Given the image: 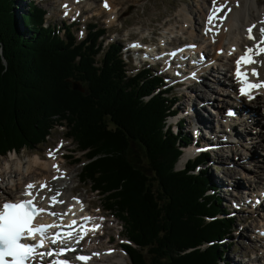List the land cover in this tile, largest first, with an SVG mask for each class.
Instances as JSON below:
<instances>
[{"label": "trees", "instance_id": "1", "mask_svg": "<svg viewBox=\"0 0 264 264\" xmlns=\"http://www.w3.org/2000/svg\"><path fill=\"white\" fill-rule=\"evenodd\" d=\"M18 1L0 0V155L66 127L72 157L84 162L79 180L119 215L131 241L127 264H229L232 242L219 240L235 220L200 165L209 154L177 166L190 135L184 121L169 123L178 97L161 88L164 76L150 67L127 74L122 46L104 45L101 26L89 24L78 41L71 25L47 23L39 2L17 14Z\"/></svg>", "mask_w": 264, "mask_h": 264}, {"label": "rangeland", "instance_id": "2", "mask_svg": "<svg viewBox=\"0 0 264 264\" xmlns=\"http://www.w3.org/2000/svg\"><path fill=\"white\" fill-rule=\"evenodd\" d=\"M36 2H39L43 6L46 7L48 10V13L46 15L47 23L51 24H57L62 26L66 25H72V28L75 30L76 37L78 40H81L82 38L88 36L90 33H92L93 29H89L88 24H97V26H101V28H105V34L103 40L104 44L106 45L107 42H110L112 40L116 42H120L119 45H123L124 47H128L129 45L134 44L135 42L139 43L141 41V38L145 35V39H142L143 43L148 44L149 42L155 43V45H159L161 43L162 38H164L166 41L162 42V46L160 47L159 53L164 52L163 50L170 48L172 51L173 48H176V50H179V47L181 45V42L189 41L190 35L192 36V33L194 31L195 34L197 32L195 31V27H198L195 23L192 24V26H187L185 31L179 30L175 31L174 33H167L168 36L163 37L161 32L166 28V26L169 25H177L179 23V19L183 18L181 15V6L185 3H188L189 5L187 8H190L191 12L193 14H186V12H183L182 8V14L184 15V18L187 16L189 17H196L197 12L202 11V6L205 5V0H123L121 3H115V5L118 7V12L116 9H110L108 11H102L100 9L101 2L104 0H34ZM112 1V5L117 0H110ZM264 1V0H263ZM104 3V2H103ZM194 5H191V4ZM108 4V2H107ZM110 7V4H108ZM103 6V4H102ZM105 9V6H103ZM27 10V0H19L17 2V14H21V12ZM108 12V13H107ZM157 12H161V16H157ZM109 14V19L107 21V15ZM116 16L115 22H110V18ZM169 18V20H166ZM141 21V22H139ZM186 21V18H185ZM137 22H139L140 26H136ZM111 23V24H110ZM189 23L190 22H186ZM22 24V23H21ZM151 24V26H149ZM191 25V24H190ZM149 32H143L144 30L148 29ZM167 29V28H166ZM142 31V32H141ZM189 33L190 35H188ZM61 34H64V30ZM174 41L171 39L173 37ZM170 37V39L168 38ZM133 40L134 43L131 42ZM168 41V42H167ZM165 43V44H164ZM142 46V43L140 44ZM151 46L152 44H148ZM153 47V46H152ZM137 48L138 45H137ZM126 49V48H125ZM129 50H131L128 47ZM163 49V50H162ZM168 49V51H170ZM171 51L168 52V57L171 55ZM206 51L208 49L206 48ZM124 52V51H122ZM210 52V51H209ZM127 54V55H126ZM124 53V59L127 63V74H133L134 72L138 71L140 68H144L147 66H150L152 68V73L155 75L162 74L166 77L165 83L161 85V88L167 89L168 87H171L173 90L172 94L175 93L177 95V106L180 108V113L173 118L176 120L177 118H184V121L186 124H184V127H182V130L184 132H189L190 134L196 135L195 131H193V126H191V122L194 121V118L192 117V112L190 111V108L188 106L193 105L194 107L199 105V100L202 98L203 100L208 101V99L211 97L210 101H214L216 96L219 94L214 88L217 87L218 84L213 80V77L209 75L208 72L203 73L201 71V65H199L198 68L195 70L199 71V78L197 77V81L206 83L208 87L212 88L211 94H206L207 91L202 83L201 86H199L201 89L200 91H195V87H190V82L182 81L180 78L176 79V76H181L178 74L177 68L171 69L168 68L164 60H162L161 56H156L155 61L152 65H144L145 61L147 60V56H145L144 53H141V51L131 50L130 51V61L127 56H129L128 53ZM194 57H196V60L198 63L203 60V58H200L196 53H194ZM165 63V64H164ZM174 65H178V63H174ZM219 65V63L216 64V66ZM142 66V67H141ZM177 72V73H176ZM213 74L217 72H212ZM201 75V77H200ZM174 77V78H173ZM225 78L221 76V80L223 82ZM78 84V83H76ZM195 84V83H194ZM197 85V82L196 84ZM189 86V87H188ZM204 89V90H203ZM170 90V89H167ZM229 90V88L227 89ZM202 93V94H201ZM200 94V95H199ZM208 95V97H203L204 95ZM210 96V97H209ZM205 103L208 106V109L204 110L202 115L210 116L212 119V122H216L218 118V114L215 112L217 111V106L212 104L210 106L207 102ZM215 101H220L219 99H215ZM216 107V108H215ZM262 108V106H261ZM250 111V108H248ZM263 110V108H262ZM224 113V109L222 110ZM228 112V111H226ZM225 112V114H226ZM253 112H250L249 116H252ZM195 116V115H193ZM243 118H246V121L250 124L248 127L242 126L241 132H246L249 135H246V137L241 138L239 143L231 144L228 147V151L226 152V155L228 156V160L222 159V154L219 156V159L221 161H228L233 163L235 168L225 166L223 163L219 161V159L215 156L218 154L213 150L211 151L209 155V162L205 165L208 167L207 173L211 176V178L216 182L218 189V192L221 195V200H223V205H230L231 209H233L234 201L237 203L240 201H243L242 195L240 194V188L238 187L233 188L227 187L223 191L221 189V186L224 181L227 182L226 178H228V181L231 180H239L238 182H242V186L245 185L247 188V180L254 177L256 174V170H253L250 167H254L255 162L252 164L250 163L253 161V159H256L257 156H260V159H258V162L256 166L259 165V162L264 163L263 157H264V143L259 145L256 143V139H253V135L255 131L260 127L258 125L250 123L247 118L248 116H244ZM181 119V118H180ZM236 120V123L241 122V118H234ZM264 120V119H263ZM213 127V126H211ZM247 128V129H246ZM68 131L66 127H59L57 126L55 129H53L51 135L49 136L48 141L45 144L39 145L36 148L29 149L24 148L20 153L11 152L10 154L6 156H0V165L5 163H13V158L16 157L14 154L21 155L22 158L26 159L28 158H34L37 157L36 154L41 156L42 158H47L46 153L52 152L54 157L58 156H64L61 162L68 168V170L71 171L69 176H66L64 178L65 180L62 181V185H66L67 182L70 180V185L77 186L79 189L74 192H71L72 194L82 195V200H84L82 207H85L88 210H94L96 212V216L98 220H102V223H104V232L98 234L96 233L95 236L91 235L87 238L88 243L90 244L88 246L86 241V246L90 247L91 249L95 247H101L102 250L104 249H110L113 248L116 253L114 254V257H109L107 261H120L121 264H127L130 261V256L128 253H126L122 248V242L126 241L125 238V232L123 231V227L121 225V219L115 215L114 212H110L106 209H103V201H101L100 196L97 195V193L92 190L91 183H82V181L79 180L80 178V170H81V164H84V162H78L75 157H72L74 155L73 151L77 150V145L73 142L72 139L67 137ZM205 133H201V136L199 137L201 145L205 146L204 139L202 136L205 137ZM210 139L215 141H209L212 144H215L219 146L220 144L218 142H226L227 138L226 135L216 136V134L209 135ZM196 140V138H193ZM254 144V148H252V142ZM215 142V143H214ZM251 143V144H250ZM210 144V143H209ZM233 148V151L230 150V148ZM192 148L197 149L196 145H192ZM58 149L59 152L54 151ZM189 149V148H188ZM189 150L186 149L185 154L183 156H187V152ZM242 151V152H241ZM245 151V153H244ZM254 152V157L249 162V157H251L250 153ZM262 153V154H261ZM76 156L80 155L81 152L76 151ZM13 155V156H12ZM225 155V156H226ZM262 155V156H261ZM33 156V157H32ZM27 158V159H28ZM185 158V157H184ZM26 159V160H27ZM261 160V161H260ZM257 161V160H256ZM5 162V163H4ZM10 165V164H8ZM261 165V164H260ZM181 166L178 167H182ZM204 166V165H203ZM4 167V166H0ZM249 168V169H248ZM226 170V171H225ZM11 174V173H10ZM263 174V172H262ZM3 181V177H0ZM1 183V182H0ZM237 183V182H235ZM244 184V185H243ZM223 187V186H222ZM244 188V187H241ZM245 188V189H246ZM249 190H252L249 188ZM67 193H69V189H67ZM84 196V197H83ZM244 199L249 200L250 204H252V201L254 198L252 195H247L244 197ZM86 200V201H85ZM256 201V200H254ZM264 204V199L263 202ZM237 205V204H235ZM259 206V204H258ZM79 211V210H78ZM77 211V212H78ZM82 211V210H81ZM257 212V213H256ZM264 213V209L261 208L259 211H251V208H247L244 206V208L239 209L238 211L234 212L235 216V224H233V230L228 238H226V242H233L231 246H228L226 253L228 254V258L230 260L231 264H254L255 262H258V264H261V259L258 257L261 256V253L263 252V244L260 242V240L255 237L256 234H261L263 236L264 229L260 230V227L263 225L262 218ZM62 214V213H58ZM233 214V213H232ZM102 218V219H101ZM245 221H244V220ZM97 220V221H98ZM256 227V228H255ZM264 238V237H262ZM99 243V245L97 244ZM94 244V245H93ZM86 246H81V248H85ZM87 247V248H88ZM123 260H122V259ZM256 259V260H254ZM242 261V262H240ZM264 262V259L262 260ZM105 264H109L108 262H105ZM111 264V263H110Z\"/></svg>", "mask_w": 264, "mask_h": 264}, {"label": "bare ground", "instance_id": "3", "mask_svg": "<svg viewBox=\"0 0 264 264\" xmlns=\"http://www.w3.org/2000/svg\"><path fill=\"white\" fill-rule=\"evenodd\" d=\"M140 1V0H137ZM104 2V3H103ZM101 2L102 11H108L110 9H116L118 12V7L115 5V3H121L123 0H117L113 3L110 0H104ZM110 4V7H104L105 3ZM221 2H224V0H221ZM103 4V6H102ZM228 7L231 8V12H228L226 19L221 23L219 20L215 21L216 27L219 29L218 32L213 31L211 33L206 34V27L208 26L206 24L207 17L209 15V11L212 8V0H205V5L202 6V11L197 12L196 17H189L188 14H193L191 12L190 8H187L189 5L188 3H185L183 7L181 6V15L182 19H179V23L177 25H169L166 26V28L161 32L162 36H168L170 33H174L176 30L179 31H185L187 26H192V24H196L198 27H195V31L197 34L192 33V36L190 35L189 41L181 42V45L177 48H181L182 51L178 54H176V49L173 48L172 51L168 47V49L171 51V55L168 57V49L163 50L164 52L159 53L158 55L161 56L162 60L165 61L168 68L174 69L177 68L178 74L181 76H176V79H181L185 81L190 82V87H195V91H200L201 83L207 87L205 88L207 93L211 94L212 88H214L219 94L216 96L220 101H210L211 97L208 99V101L203 100L202 98L199 100V105L193 106L190 105L188 108H190V111L193 113L192 117L194 118V121H192L190 124L191 126H197L198 129L202 131H206V135H213L216 134V136L226 135V142H218L220 145L215 148V152L218 154L215 156L219 159V156L222 154V159L228 160V156L226 155V152L228 151V147L233 143H239L241 138L246 137V132H241L242 126L248 127L250 125L246 118H243L244 116H248V121L250 123L260 126L253 135H256L253 137V139H256V143L262 146L264 143V88L253 90L252 95L254 96V99H248L246 95H241L236 93L234 88H236L238 81L235 77V60L243 53L245 46H251L255 43V41H251L248 39L247 29L252 26L256 25V27L253 29V35L259 36V28L264 26V24H261V21H264V1L263 0H227ZM191 5H194L193 3ZM184 6H186L184 8ZM182 8L183 12H186V21L184 18V15L182 14ZM227 11V8L224 10ZM108 13V12H107ZM157 16H161V12H157ZM219 15H224V12H221ZM107 21L109 19V14L107 15ZM116 19V16L110 18V22L114 23ZM117 20V19H116ZM166 20H169L167 18ZM109 22V21H108ZM141 22V21H139ZM139 22H137L136 26H140ZM186 22H190L186 23ZM111 24V23H110ZM151 26V24L149 25ZM152 27V26H151ZM178 28H180L178 30ZM148 29L144 30L143 32H149ZM142 32V31H141ZM167 33H169L167 35ZM145 37V35L141 38V41L139 43L135 42L134 45H138V47L145 48L146 50L151 51L152 53H156L158 49L162 46V42L166 41L164 38H162L161 43L159 45H155V43L149 42L148 44H152L149 46L148 44H145L142 42V39ZM173 37L171 40L174 41ZM170 39V37H168ZM132 42V41H131ZM168 42V41H167ZM142 43V46L140 45ZM165 44V43H164ZM195 47H191V46ZM153 46V47H152ZM206 48L208 51H206ZM223 49V51H221ZM235 49V51H233ZM210 51V52H209ZM142 53V52H141ZM194 53H196L200 58H203L201 60V71L205 73L206 71H209V75L214 77L215 82L218 84L217 87H208L206 83H204L202 80L201 82L197 81V77L199 78V71L195 70L199 67L201 63H198L194 57ZM231 53V54H229ZM151 55V54H150ZM188 60V56H190ZM194 57V58H193ZM260 60H264V56L258 57ZM189 62V66H188ZM164 63V64H165ZM174 63H178V65H174ZM219 63V65L216 66V64ZM217 67V68H216ZM250 67H257L258 70L261 73L260 78L264 79V64H258V65H252L248 66ZM212 72H217L213 74ZM177 73V72H176ZM220 76L224 77L225 79L221 80L219 78ZM201 77V75H200ZM251 79L255 80V77H251ZM197 82V85H195ZM195 83V84H194ZM188 86V87H189ZM231 91H227V89ZM204 90V89H203ZM202 94V93H201ZM200 95V94H199ZM203 97H208V95L203 94ZM205 101L213 107L212 104L216 105L217 111L216 114L220 117V123L212 122V119L210 116L202 115L204 110L206 108L208 109L207 104ZM239 105V108L236 109V115L234 118H237V116L241 117V122L238 124L236 123V120L234 118H230V115L225 114L226 111H228V108L231 106ZM263 110H262V108ZM214 108V107H213ZM216 108V107H215ZM250 108V111L249 109ZM224 109V113L222 110ZM202 112V113H201ZM250 112H253L252 116L250 115ZM195 115V116H193ZM248 124V125H247ZM213 126V127H211ZM192 127V128H193ZM247 129V128H246ZM252 148H254L253 141ZM250 143V144H251ZM204 144H209L208 141H204ZM264 145V144H263ZM232 149V150H231ZM187 152V156H183L185 154L186 150L183 154L180 156V160L178 162V166H181L185 163L188 156L193 154L192 149ZM231 151H233V148H230ZM59 152L58 149L54 150ZM222 151V152H221ZM234 152V151H233ZM242 152V151H241ZM46 153L47 158H42L38 154L37 157L34 158H28L27 160L22 158L21 155L14 154L16 157L13 158V163L9 162L2 164L0 166V177H3V180H6L8 177L9 182L3 181L0 178V201H5L9 199H18V198H24L22 196V193L25 191V186L29 183H35L37 186L41 184H47V188L42 190V195L46 197H50L52 195L57 196L58 201H63L64 203H55L54 205L50 203L49 200L45 199L40 201L42 206L44 208H50L51 212L55 213H62L58 214L59 217H55L53 215L48 216V219L53 224H66V218L69 216V218L73 217V215L81 213L82 218L84 217H90L92 219H95L92 212H86L87 209L85 208V212H81V205H83L84 200H82V195L72 194L71 192L77 191L79 188L77 186L70 185L71 181L67 182L66 185H62V181H64L66 176H69L71 171L68 170V168L60 161L61 158L63 159L64 156H58L54 157V155L50 156ZM52 153V152H51ZM245 153V151H244ZM262 154V153H261ZM226 155V156H225ZM251 157H249V162L254 157V152L250 153ZM13 156V155H12ZM262 156V155H261ZM33 157V156H32ZM61 157V158H60ZM185 157V158H184ZM60 159V160H59ZM258 159H260V156H257L256 159H253L250 163L252 164L255 162L254 167H250L253 170H256V174L254 177L247 180L249 182L246 186H242V182H238L239 180H231L228 181V178H226L227 182L224 181L221 186V189L223 191L227 187L233 186V188H240V194L243 196L242 199V205H245L247 208H251L252 205H255L256 211H259L261 208L264 209V204L262 203L261 206H258V203L256 201H252V204H250L249 200H245L244 197L247 195H252L254 198L253 192L262 196L264 195V163L259 162V165L256 166ZM257 160V161H256ZM225 166L235 168L233 163L228 161H221ZM261 161V160H260ZM261 164V165H260ZM53 165H57L59 168V171L56 167H53ZM249 169V168H248ZM226 171V170H225ZM263 172V174H262ZM11 173V174H10ZM237 182V183H235ZM244 187V188H241ZM224 188V189H223ZM246 188V189H245ZM252 189V190H249ZM51 189V191H49ZM67 189H69V193H67ZM33 191H36L35 189ZM84 197V196H83ZM86 201V200H85ZM241 209V208H239ZM79 210V211H78ZM78 211V212H77ZM244 220V219H243ZM246 220V219H245ZM244 220V221H245ZM87 221V220H86ZM263 225L260 227V230L264 229V218H262ZM94 223H99V221H94ZM256 228V227H255ZM86 233V232H84ZM255 237L257 240L259 239L260 242L263 244L264 248V235L261 236V234H256ZM88 246L90 245L87 241ZM99 245V243L97 242ZM94 245V244H93ZM74 246V245H67ZM81 246H86V243H79L75 244V249L73 252L71 251L68 257H59L58 254L54 255L53 257L45 256L43 260H35L32 262V264H50L51 261L56 259H65L69 261V264H105V262H108L109 264H121L120 261H107L109 257H114V254L116 251L113 248L110 249H104L102 250L101 247H93L92 249L88 246L85 248H81ZM88 247V248H87ZM41 251V252H47ZM57 253V252H56ZM89 256L91 259L87 262L81 261L77 259L78 256ZM261 259V264H264L262 261L264 259V250L261 253V256L258 257V259ZM122 259V258H121ZM123 260V259H122ZM256 260V259H254ZM242 262V261H240ZM259 262V261H258ZM258 262H255L254 264H258Z\"/></svg>", "mask_w": 264, "mask_h": 264}, {"label": "snow or ice", "instance_id": "4", "mask_svg": "<svg viewBox=\"0 0 264 264\" xmlns=\"http://www.w3.org/2000/svg\"><path fill=\"white\" fill-rule=\"evenodd\" d=\"M105 7H109V5L105 3ZM226 8L227 11L225 12ZM221 12H224V15H219ZM228 12H231V8L228 7L227 0H224V2L212 0V8L206 20L208 25L205 29L206 34L213 31L218 32L219 29L216 27L215 21L219 20L222 23ZM261 24H264V21H261ZM255 27L256 25H252L247 29L248 39L255 41V43L251 46H245L243 53L235 60V77L241 85L239 91L241 95H246L248 99L253 98V90L264 88V79L260 78L261 73L258 68L248 67L264 64V60L258 59V57L264 56V26L259 28L260 35L258 37L253 35ZM251 77L256 79L253 80ZM49 155L52 156L53 153L50 152ZM53 167H56L59 171L57 165H53ZM45 188H47V184L37 186L35 183H29L22 193L24 198L19 201H0V264H32L33 260L39 259L42 261L45 256L63 254L65 251L63 248L59 250V253L38 251L44 247L46 242L57 244L61 239L59 232L54 233L52 237L48 236L49 229L59 227V225L36 222L37 217L45 212L53 216L58 215L41 207L39 201L47 199L53 205L64 203L58 201L56 195L50 197L42 195V190ZM34 189L36 191H33ZM84 219L90 220L91 218L84 217ZM75 223L76 221L72 222V224ZM94 227H98V225ZM68 235L71 236V233H68ZM77 259L87 262L91 257L81 255ZM50 264H69V261L64 259L53 260Z\"/></svg>", "mask_w": 264, "mask_h": 264}, {"label": "water", "instance_id": "5", "mask_svg": "<svg viewBox=\"0 0 264 264\" xmlns=\"http://www.w3.org/2000/svg\"><path fill=\"white\" fill-rule=\"evenodd\" d=\"M76 89H78L79 87H81V86H79V85H77L76 83H75V86H74Z\"/></svg>", "mask_w": 264, "mask_h": 264}]
</instances>
